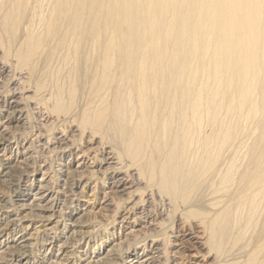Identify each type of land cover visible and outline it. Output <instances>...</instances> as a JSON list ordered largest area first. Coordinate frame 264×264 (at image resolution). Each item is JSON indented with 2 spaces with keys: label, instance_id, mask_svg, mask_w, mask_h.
Here are the masks:
<instances>
[{
  "label": "bare ground",
  "instance_id": "1",
  "mask_svg": "<svg viewBox=\"0 0 264 264\" xmlns=\"http://www.w3.org/2000/svg\"><path fill=\"white\" fill-rule=\"evenodd\" d=\"M48 67L65 72L71 94L89 87L100 102L76 129L35 134L47 159L82 153L74 170L65 164L63 187L50 162L33 157L32 171L16 170L33 140L23 146L9 130L27 116L23 100L46 106L34 79ZM0 77L11 84L0 89V181L14 192L0 222L16 217L0 231V264H40L19 233L56 212L77 218L43 231V263L88 255L84 228L100 221L83 218L82 184L103 191L102 209L120 211L107 225L119 241L100 245L88 264H264V0H0ZM58 105L43 120H57ZM105 121L118 144L97 135ZM75 131L80 141L68 138Z\"/></svg>",
  "mask_w": 264,
  "mask_h": 264
},
{
  "label": "rangeland",
  "instance_id": "2",
  "mask_svg": "<svg viewBox=\"0 0 264 264\" xmlns=\"http://www.w3.org/2000/svg\"><path fill=\"white\" fill-rule=\"evenodd\" d=\"M41 68H43V65L41 66V64H39V66H38V68L36 70V73L39 72V71H41L42 70ZM46 72H47L46 73L47 75H42L41 74L39 77H36L35 76L36 78L34 79V85H37V84L41 85L43 87L42 90H45L44 92L47 93L46 99H45L46 106H45V104H43L44 105L43 107H45V108L43 109L42 105H40V106L38 105L39 108L36 107V108L33 109L34 110L33 111L32 110V107H31V103L29 104L28 100H23L22 101L23 102L22 106L26 110V113H25V116L27 115L26 118L24 120H21V121L16 120V121H13V122L10 123V126L11 127H10L9 130L13 134H15L14 135L15 137L18 136L20 142H23L24 143V141H22V140L29 141V143L27 144V147H29V144L31 143V140L35 139V137H36L35 134L36 133H39V131L42 132V133H44V135H46V137H48V136L51 135L50 138H52L54 135L61 136V135H59L60 133L58 132V129L60 127L63 128V127H66L67 126V128H69V130H70V128L72 130L73 129H76L74 127V125L82 124L83 114L85 112H87L90 116H94L92 114H94V112L97 111V108H98L97 105L100 103L98 100H96L95 98H93L92 91L89 90V87L83 89V88L79 87L78 84H75L76 88H74V93L71 94V92H70V90H71V88H70V85H71L70 79H69V77H66L65 76V72L64 71H61L60 70V72L57 73V70H51L48 67L46 69ZM44 76H46V77H44ZM0 79H2V78L0 77ZM3 80H5V79H3ZM6 83H0V85L3 86V87L0 86V89L1 90H5L6 89V86L9 88L8 85L10 83L9 82L7 84ZM5 84H6V86H5ZM1 94L3 95L4 92L1 91L0 92V96H1ZM31 94L32 93H30V92H26V95H31ZM19 95H21V94H18L17 96H19ZM91 101H92V103H90ZM54 103L56 105L59 104L57 106V108H58V110H61L60 117L57 120H55L56 118H53V119H51L49 121L43 120V117H42L41 114L44 113L45 111L47 112V110L48 111L49 110H52ZM39 104H41V103H39ZM0 105H1L0 106V131H2L4 129V123L6 121V115L8 113H7V110L5 109L6 107L3 106L4 105L3 100H0ZM28 107H29V109H28ZM38 110H40L41 112H39ZM53 120H55V122H52ZM42 123L45 124L46 126H44V125H43L44 127L41 126ZM59 125H62V126H59ZM52 126H53V129H52ZM49 129H51V130L48 131ZM106 130H107V122L105 121V123L102 125V128H101L100 133H97V135L100 136V137L103 136V137L107 138L108 141L110 142V144H116V143L118 144V138L116 136H114V135L106 132ZM86 131H90L91 132L92 131L91 127L90 126L87 127V130ZM90 132H87L86 134L83 135V137H82V139L84 141L83 144H82L83 146L84 145H87V144H85V140H86L87 135L90 134ZM67 134H69V132ZM21 136H23V137H21ZM80 136H82L80 134V132L75 131L74 133L71 132V134L68 135V138L69 139H72V140L73 139L75 140V138H76L77 140L80 141V139H79ZM100 137H98L99 139H97V143L94 144L95 147L93 146V149L90 150V151H88V152H90L89 154H91V157L95 156L94 155V152L97 149L96 146L98 144V141H100ZM95 140H96V138H95ZM78 143L79 142H77V144ZM33 144H34V146H33ZM35 145H36V147H35ZM42 145H43V142L41 140H37L36 139L35 140V143H34V140H33L32 141V147L30 148L31 150L29 151L28 156L31 155L32 158L34 157L35 160H37V164H41V165L42 164L43 165L47 164L48 165V163L50 162L53 165L52 166L53 170L56 171V172H53V171L51 172V175H54V177H55V178H53L54 180L52 182L54 184L57 183L56 184L57 186H62L63 187L64 186L63 185L64 184V180L66 179V176L67 175H66V173H63L64 175H62V172H64L66 170V168H67L66 166L67 165L70 166L68 168V171H70L72 169L74 170V168L77 166V163H76L77 160H79L82 157V153H79V156L80 157L79 156L76 157V160H73V157L66 155V156H64V158L62 160L60 159V160H57L56 161L55 160L56 157H55V159H54V157H52V159L51 158H48V159L45 158L46 156H45L44 153H46V152L42 148ZM56 145H54V146H56ZM82 145H80V146L83 148ZM23 146H25V143L23 144ZM23 146H21L19 148L21 151H23V149H24ZM89 147H91V146H89ZM33 149L35 151H33ZM37 149L39 151H41L44 155H38L39 153L41 154V152H38ZM43 150H44V152H43ZM92 151H94V152H92ZM21 157L22 158H20V160L24 159L23 156H21ZM32 158H30L28 161L26 160L23 163L17 164L16 166L19 165L18 166L19 168L17 167L16 170H22L23 168H26L25 170L28 169L29 171L30 170L32 171L33 168H29L31 165L35 164L34 163L35 160H34V158L32 160ZM45 161H47V163ZM90 162L92 163L93 160H89V164H90ZM65 164H66V166H65ZM62 165H64V166H62ZM20 166H21V168H20ZM31 167H33V166H31ZM101 173H103V172H101ZM101 173L99 172L98 174H101ZM74 174H75V172H73V175ZM42 175H43V173L42 172L41 173L39 172V174H37L36 176L39 179V178L42 177ZM58 182H59V184H58ZM93 185H91V186L94 187ZM105 186H108V185L106 184ZM82 188H84V191H85V195L86 196L81 198V200H80V202H81L80 203V206L82 208H85L86 210L90 211L83 218L85 220L86 219H90L91 222L94 221V219H96L97 221H100L101 223L100 222L99 223H96V224H98L96 226L97 228L95 226L92 227V228H84L85 231H88V230L91 231V233L89 235L91 236L92 241H91V243L89 245H84V249H87L89 253H88V255H85L83 253V251L81 253H79V256H77L75 258L77 260H76V262H74V264H88L89 262H91V259H94L95 255H96V253H94V252L95 251L96 252L98 251V247L100 245L103 246L106 242H110V241L113 242L114 241L113 240L114 239V235H116V233H115V227H112L113 224H110V226H107V225L109 224V220L110 221H113L115 219V217H117L120 214V211H118L115 215L111 213L112 212V209L114 207L113 208L110 207V208H107V209H102L101 208V204H99V202H97V199L99 197H100L99 199H101V196H103V193H102L103 191H97L96 190V192H98V194L96 193V195H97L96 196V195H94L95 192H93L91 190V188L85 187V186H83V184L81 185V189ZM13 195H14V192H13V188L11 187V183L0 181V197H1L0 198V208H2V205L4 207L5 206H10V204L12 202L11 200L13 198ZM7 202L10 203V204H8ZM113 215L115 217H112ZM59 216H60V213L59 212H56L53 215V217H52L54 219L51 220V221H46L45 219L40 218V220H36L35 221L33 227H31V226L28 227L27 234H26V231H22V232L19 233V235H21V234L22 235H25V238H31L30 239V242L33 243V246L36 245L35 247H37V248L33 247L34 249H31L32 258L34 260H36V261L38 260L40 264H42L43 261H45V260L47 261L48 260V257H46V258L44 257V255H46V254L45 253L43 254V252H41V250H40V246L42 245L41 242L44 241V240H41V239H43V237L45 238L44 235L42 236L43 231H47L49 228L51 229L52 227H55V226H56V228H59L60 227V229H61L63 227L62 226V222L65 223V221H66L70 225L77 218L76 217L74 220H73V218L72 219H66L64 221V219L63 218H60L61 216L60 217ZM13 218H16V217L13 216V215L12 216H9V217H4L2 219V221L0 222V231L3 230L4 227L7 225V223L9 221H11V219H13ZM57 221L58 222L60 221V223H57ZM90 221H89V223H90ZM25 224L26 225H29V222H26ZM115 226H118V225L116 224ZM137 229H140V227H137ZM137 229H135V230H137ZM129 231H130V228L124 230L125 234L128 233ZM145 231L146 230H144V231L143 230H138V232L136 234H139V236H142L143 237V235H145V233H146ZM79 236H76V239L74 241H76V240L79 241L81 239V236L82 235H79ZM124 238H125V236L123 237V240H124ZM63 240H64V238H63ZM118 241L119 240H115L114 243L115 242H118ZM38 242H40V243H38ZM123 243L126 244V241H124ZM107 245H105L104 248H106ZM122 246H124V245L122 244ZM55 252H57V250H55ZM139 252H142V251H139ZM50 253H51V251L48 253V255H50ZM34 254H36V255H34ZM120 263L121 264H127V263L121 262L120 260L116 261L115 264H120ZM43 264H46V263H43ZM69 264H72V263H69Z\"/></svg>",
  "mask_w": 264,
  "mask_h": 264
}]
</instances>
